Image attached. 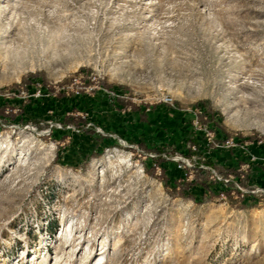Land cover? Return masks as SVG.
<instances>
[{"label": "rangeland", "instance_id": "obj_1", "mask_svg": "<svg viewBox=\"0 0 264 264\" xmlns=\"http://www.w3.org/2000/svg\"><path fill=\"white\" fill-rule=\"evenodd\" d=\"M0 108V264H264V0H0ZM138 116L245 196L172 195Z\"/></svg>", "mask_w": 264, "mask_h": 264}, {"label": "trees", "instance_id": "obj_2", "mask_svg": "<svg viewBox=\"0 0 264 264\" xmlns=\"http://www.w3.org/2000/svg\"><path fill=\"white\" fill-rule=\"evenodd\" d=\"M0 111L3 112V109L0 108ZM3 120L6 121L5 118H3ZM1 123L2 122L0 121V124ZM86 133L90 134L91 132L86 131ZM98 136H99L98 138H101L102 140L106 139L104 136L103 137H100V135ZM114 143H116V141H114ZM139 145L142 148H146L141 143H139ZM192 146H195V150L192 149ZM146 149L150 153H154V156H151L152 159L154 160L153 162L154 164L152 165L150 172L152 174L153 173L155 174V167L156 166L159 167L161 171L160 175H162V179H163V184L167 187V189L170 190V193L172 195H178L180 197L189 198L195 202L205 203V202L212 200V198H214L215 196L218 197L219 193L223 191L225 192L229 200L232 199V195H231L232 183L230 182L224 183L223 181H219L217 179H211L210 172L200 167V165L214 167V164L212 161L208 160L206 157H201V154L199 152L201 150L199 148L198 137L196 134H193L192 131H191V134L185 139L184 145L180 146L178 150L169 151L167 147L165 146H162L160 148L154 147V148H146ZM161 153H166L170 157L172 156L173 153H179L180 155L185 156L186 158H190V159L194 155L200 154L199 160L201 161V163H199L198 166L194 165L192 167L191 169L192 177L190 179H188L187 177L188 171H189V169L187 168L178 169V175L171 178L167 173V167L165 166V164L170 166L171 162H174V161L170 159H166L167 160L166 161L164 159L165 157H163ZM236 170L237 168L231 169L233 173H230V174H233V175L235 174L234 176L237 177L238 173ZM227 175L228 174H223V176H227ZM192 188H196L200 190V195L198 196L194 192L189 191ZM235 192L237 195H239V197L245 196L239 190H235Z\"/></svg>", "mask_w": 264, "mask_h": 264}, {"label": "crops", "instance_id": "obj_3", "mask_svg": "<svg viewBox=\"0 0 264 264\" xmlns=\"http://www.w3.org/2000/svg\"><path fill=\"white\" fill-rule=\"evenodd\" d=\"M138 117H137V121H135L134 123L133 122L130 123V128H128V126L124 127L122 123H120L121 125L118 123V125L120 126L118 129V133L121 138H125L137 144L141 143L146 148H154V147L160 148L164 146L165 143H167V139L171 140L172 138L171 129H167L166 132L162 131V133H164L162 134L159 129H157L156 127L152 125V121H147V124H144L143 121H141L140 116ZM120 120L126 121L125 117H120ZM156 134H159V135L156 136ZM149 144H152V146L151 147L148 146ZM199 148L204 153L206 152L203 150L205 147L201 149L200 143H199ZM216 150H219V149H216ZM254 152L257 154H264V150L259 146L254 148ZM206 158L212 161L215 167L218 166L219 162H222L220 161L221 159L219 157H214L215 159H212L210 156L207 155ZM244 160L247 161L248 156H245L244 153L243 155H241L239 153V150L237 152H233V150H231L228 152V157H226V160H225L226 162H222V163L225 164V168L228 169L227 174L229 175L230 174L229 171H231V169L238 168L239 163ZM247 177L248 179H257L258 181L260 179H264V163H261L258 161V162H255L249 165V169L247 171Z\"/></svg>", "mask_w": 264, "mask_h": 264}, {"label": "built area", "instance_id": "obj_4", "mask_svg": "<svg viewBox=\"0 0 264 264\" xmlns=\"http://www.w3.org/2000/svg\"><path fill=\"white\" fill-rule=\"evenodd\" d=\"M164 101L168 102L169 99H164ZM193 123L196 126V121H193ZM207 135H210V133H208ZM259 143H261V141H259ZM224 144L226 146H228V147L231 146V145L234 146V142H233L232 139L225 140ZM192 149L195 150V146H192ZM150 156H154V155H150ZM163 157H165L166 159H170V160H173V161L177 162V167L179 169H185V168L189 169L187 177H188V179H190L192 177V170L190 168L193 167V165H190L187 162V160H189V159H187V158L184 159L183 157H179L177 155L168 157V156L163 154ZM252 160H253V157H252ZM200 167H202V168H204V169H206V170H208L210 172V178L211 179H217L219 181H223L224 183H227V182L234 183L235 182V181H232V179H235L232 174H229V175L224 177L223 175H218L216 170L213 167H211V166L200 165ZM242 168H243L244 172L247 173V169L249 168V164L244 165V167L242 165ZM155 170H159V167L156 166ZM241 176H244V175H241ZM234 185L235 186H233V185L231 186V190H232L231 194L236 193L235 190H239L240 192H243L241 187L238 184L234 183ZM218 197L219 198H226L227 196H226L225 192L221 191L219 193Z\"/></svg>", "mask_w": 264, "mask_h": 264}]
</instances>
